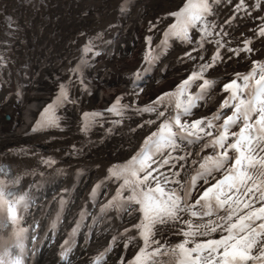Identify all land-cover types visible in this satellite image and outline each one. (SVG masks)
Returning a JSON list of instances; mask_svg holds the SVG:
<instances>
[{"label":"bare ground","instance_id":"bare-ground-1","mask_svg":"<svg viewBox=\"0 0 264 264\" xmlns=\"http://www.w3.org/2000/svg\"><path fill=\"white\" fill-rule=\"evenodd\" d=\"M119 1L0 0V30L6 27L12 29L16 34L13 40L14 43L11 46H5L0 49V149L14 145L19 141L36 140L43 147L55 149L60 154L58 160H52L54 163L50 165L43 163L42 169L44 171L60 173L66 172L61 170L78 166L85 170L83 178L76 181L70 203L62 208V217L58 226L54 229L56 233L54 239L49 232H43L52 206H48L45 209L38 208L32 212L33 219L39 218V223L42 226L40 232L44 233L40 248V256L42 258L39 260L40 264H48L52 261L57 255L56 249L63 239L62 235L76 228L79 207L85 196L92 193L94 183L101 175V169L106 168L109 175L106 177L107 180L105 179L104 187L98 195L94 209L102 201L114 195L123 183V177H112L110 170H115L114 166L118 167L127 164L143 146L145 138L150 133L156 132L160 123L164 120V117L157 118L156 112H140L138 109L151 104L158 96L164 93L174 92L176 87L193 73L191 71L180 83H174L176 81L174 76L176 70L171 68V62L167 61L168 54H166L164 61L165 63L168 62L165 67L169 70V73L163 83L144 85L143 88L148 93L144 98L136 97L125 91L121 92L120 88L122 85L111 90H108V87L98 88L97 85L99 83L94 81L95 77L102 78L110 69L108 82L113 84L117 82V70L114 71L112 69L114 67L111 66L112 62H109L103 54H100L99 57L92 54L93 58H99L96 63H93L91 53L85 51L87 48L85 44L87 43L86 40L88 41L93 36L106 34L110 25L112 26L109 28V33L117 34L119 26L117 18L120 17L118 13L122 10L118 6ZM143 1L145 3V1L149 2L150 0ZM173 1L175 0H154L146 6L142 3L140 11H142L144 20L156 12L160 14L159 19L163 20L165 9L167 8L166 3ZM210 5L212 13L206 17V20L212 23L215 18L220 28L215 33L213 32L212 36L207 37L206 44L202 48L198 44L196 52H192L193 49L190 51L187 50L188 48L183 49L182 52H190L195 58L188 59L185 56L184 61L199 69V66L209 62L215 53L216 43L213 45V42L216 39L222 38L224 47L219 50L221 58L217 63L202 74L204 79L215 81L208 97L192 109L191 116L182 117V122L184 120L191 122L203 118L205 115L209 117L218 110L222 114L220 121L232 115L233 108L220 109L224 98L229 96V93L223 90V85L230 81L223 74L234 72V75L230 76V79H233L236 73L248 74L253 67V61L264 63V37L252 34L251 38H249L247 37L249 30L245 29L242 34L234 32L230 38L232 33L231 24L237 25L243 22L252 24L255 19L240 13L235 14L233 18V9H230L232 18L224 12L217 14L212 10L216 6H221V4L210 3ZM256 10L261 12L259 8H256ZM139 13L134 6L129 10L128 14L124 15L126 19L123 27L118 32V37L109 44V50L114 57L113 63L122 60L120 48L124 47V42H126L125 39H122L123 35L125 33L128 36L133 35L139 28ZM212 17L213 20L211 19ZM230 18L231 24L225 25L224 22ZM217 32H221V36L216 38L215 34ZM223 32H226L227 36H223ZM199 33H202L199 24L196 27L189 28L190 46L194 45L195 35ZM246 39L253 40L249 47L251 49L250 52L241 51L237 56L228 51L229 48H243ZM168 50L171 51L170 55H175V49L169 48ZM76 57L85 59V65L80 70H76L71 66L73 59L75 60ZM136 57L137 55H133L134 59ZM200 57H203V59H200ZM133 58L122 60L125 62V66L123 65L122 68L128 67L132 63ZM230 63H235L236 67L241 66L233 70V68L228 66ZM134 67L131 66L130 69L134 71ZM120 73L123 74L125 72ZM159 75L160 72L158 71L157 76ZM258 77L259 74H257L256 78ZM145 80L146 78H143V81ZM81 81H83V84ZM140 81L142 79L135 82V85H139ZM201 82L202 80H195L188 88V93L195 95L196 92L200 91L198 85ZM252 82L250 81V84ZM64 83H67L68 100L56 110L59 117V127H45L42 130L38 129V131L33 132L32 128L38 112L57 95L60 85ZM169 87L170 89H166ZM219 89L224 91L226 96L219 95ZM111 91L115 92L111 93ZM246 96L247 89H245V97L242 98H246ZM118 97L121 98L120 104L128 105L127 109L134 112L123 111L122 115H116L115 113L100 110L102 115L91 120V125L85 129V126H83L85 124L84 113L94 110L98 111L102 107L108 106L110 102L114 103ZM170 107L172 106L169 105ZM162 110L163 108L157 109V111ZM254 119L255 116H253ZM147 121H155V123L148 124L146 123ZM219 124L217 123L216 125L218 126ZM138 125H143V127H138ZM240 127L241 124L237 122L235 129L229 131L228 143L232 142L231 133L239 132ZM212 131L215 136V128ZM201 146V140L193 144L181 145L184 153H192L191 156L186 157L188 163L185 164L184 170L177 177L181 183H184L190 177L196 167V165L189 167L191 161L196 160L199 162L198 155H209L208 151L211 149L202 150ZM179 154L183 153L179 151L174 153V155ZM165 170L162 169V171ZM213 176L215 180H219L223 176V172L213 173ZM215 180L210 177L208 185H204L202 180H198L189 203H194L202 191L215 183ZM125 189L129 191L130 196V193L132 194L131 189ZM259 207V202L254 204L255 210L258 211ZM41 210L42 213L40 212ZM246 211L247 209H245ZM141 212L137 203L128 201L126 211L118 227L115 224L108 227L105 218L97 220L92 226L89 239L75 248L67 264H89L90 260L98 256L102 251L105 253L102 264H132L135 261V257L140 254V248L143 247V240L139 236V230L133 228V225L139 223L143 218ZM183 215L184 219H191L193 226H195L196 224L207 223L209 220L216 221L217 215L222 216L224 213L223 210H220L218 214L214 213L211 217L203 218L199 216L191 217L190 214ZM157 228H159V225H157ZM125 229H128V231L126 232ZM193 230H195L194 227ZM112 237L116 239L115 242L111 243L113 249L108 253L107 244L109 238ZM157 238H160L159 234H157ZM165 238L170 245L179 243L183 239L181 236L168 233H166ZM212 238L218 239L219 232L213 233ZM130 239L131 242L129 243ZM203 239L205 238L197 237V242ZM161 242L163 243V239H161ZM125 244H128L126 248L124 247ZM192 246L191 242L186 245L188 248ZM160 259L162 264H169L168 257ZM175 264H179L178 259L175 260Z\"/></svg>","mask_w":264,"mask_h":264},{"label":"snow or ice","instance_id":"snow-or-ice-1","mask_svg":"<svg viewBox=\"0 0 264 264\" xmlns=\"http://www.w3.org/2000/svg\"><path fill=\"white\" fill-rule=\"evenodd\" d=\"M220 2L221 0H212V4ZM226 2L231 4L232 0ZM253 7L260 8V0H255ZM240 12L248 14L245 0H238L233 9V18ZM210 14L211 5L208 0H200L199 3L189 0L181 11L172 14L177 18V22L164 33L162 46H167L169 36L191 43L189 28L199 24L203 33L199 44L202 48L206 37L212 36L211 30L216 28L214 23L206 20ZM260 19L264 20V18ZM225 23L230 25L231 18ZM153 27L155 25H151L149 31ZM222 35L227 36V33L223 32ZM258 35L264 37V24H261ZM216 36L220 37L221 32H217ZM145 39L146 43L150 44L151 37ZM215 43V53L209 62L199 66V72H193L188 79L176 87L174 92L164 93L151 104L138 109L140 112H156L157 118L165 117L169 105L174 112L165 117L156 132L145 138L143 146L127 164L114 166L115 170H110L112 177H123L121 191L125 188L132 190V195L128 196L127 200L142 206L143 218L133 225V228L139 230V236L143 240L140 254L135 257L137 264H143L145 261L148 264H162L160 259L162 256L169 258V264H175L176 259L179 260V264H264V63L253 61V67L248 74L236 73L235 78L223 85V90L228 92L229 96L224 99L220 109L231 107L233 113L221 124L217 126L214 123L221 119L220 110L209 117L182 122V117L192 114L197 101L203 100L207 95V89L215 83L204 79L202 75L221 58L219 50L224 47L222 38L216 39ZM249 43L250 41L246 39L243 48H229L228 51L237 56L241 51L250 52ZM85 51H91V48L88 47ZM185 56L188 59H195L190 52H186ZM153 59L155 58L151 54L146 57L149 63ZM257 74H259L258 79ZM197 79L202 80V83L198 85L200 91L194 96L187 90ZM238 80L242 83L238 84ZM250 81L253 83L250 84ZM81 83L83 84V81ZM245 89L247 96L242 98L245 97ZM120 99L118 97L106 111L122 115L123 109L129 106L121 105ZM67 100L66 85L61 84L56 99L43 109L32 131L44 127H59V117L55 115V109ZM158 108L163 110L157 111ZM100 115L102 113H84L85 129L91 120ZM253 116H255L254 120ZM237 122L241 124L240 130L231 133L233 142L228 143L229 129ZM146 123L152 124L155 121ZM213 128L216 130L215 136ZM206 137L209 139L205 140ZM200 140H205L201 149L211 148L213 154L198 155L199 162L191 161L189 167L196 165L194 168L196 174L181 183L177 177L188 163L186 157L192 155L191 152L184 153L181 145L193 144ZM178 151L183 154L174 155ZM229 151L233 153L232 156H229ZM43 163L50 165L54 161L45 160ZM162 169L166 170L162 171ZM220 172H223L222 178L215 180L213 173ZM7 176L8 169L0 166V215L5 222L16 223L18 222L16 205L20 204L24 197L18 198L15 195V180L11 177H9L11 182L3 179ZM210 177L215 183L206 187L194 203H189L197 181L202 180L204 185H208ZM6 188L7 192H5ZM121 191H118L114 197L117 202L121 198ZM91 195L95 196V189ZM257 202L260 203L258 211L254 209V204ZM110 206V204L105 205V207ZM220 210H223L224 215H217L216 221L209 220L207 223L195 226L191 219L186 220L183 215L211 217ZM101 211H104V208H101ZM125 231L127 232L128 229ZM217 232L219 238L213 239L212 234ZM21 233L22 230L18 231L17 235ZM166 233L181 236L183 239L179 243L170 245L165 238ZM157 234L160 238H157ZM197 237L205 239L197 242ZM115 239L114 237L113 242ZM190 242L193 246L186 247ZM127 246L128 244L124 245L125 248ZM147 249L152 250L146 252ZM6 259L7 256L0 258V264H6Z\"/></svg>","mask_w":264,"mask_h":264},{"label":"rangeland","instance_id":"rangeland-1","mask_svg":"<svg viewBox=\"0 0 264 264\" xmlns=\"http://www.w3.org/2000/svg\"><path fill=\"white\" fill-rule=\"evenodd\" d=\"M140 27H141V25L139 26V28H138V32L140 31ZM137 38H139V35L137 36ZM99 39H100V37L99 36H97V37H95V38H93V41H94V44H92L91 43V45H90V48L91 49H97V46L100 44L99 43ZM95 46V47H94ZM137 50H135L134 52H131L130 54L129 53H126L125 55H124V57L122 58V56H121V59L122 60H126V59H128V60H130V59H132L133 58V55L135 56L136 55V52L138 51V50H140L141 48H140V46H138V48H136ZM91 52V51H90ZM133 53V54H132ZM93 54H98V50H96L95 52H93ZM129 56V57H128ZM139 57V58H138ZM138 59H141V57L138 55L135 59L133 58V60H132V63L130 64L131 66H135L134 68H133V70L134 71H132V69H130L131 68V66L130 65H128V67L126 66V67H124V68H122L123 67V65L125 66V62L124 61H116L115 63H113V61H110V62H112V65L111 66H114L112 69L114 70V71H116V73H117V82L116 83H113V84H110V85H107L108 86V90H111V89H114V88H116V87H120L122 84H123V82H126L127 80L128 81H130L131 79H132V77H133V75L139 70V68H140V66H141V61H142V59L141 60H138ZM138 61V62H137ZM140 62V63H139ZM116 63H117V66H116ZM119 64H121V65H119ZM133 64V65H132ZM138 65V66H137ZM117 68H116V67ZM120 67V68H119ZM137 67V68H136ZM116 68V69H115ZM119 68V69H118ZM136 68V69H135ZM128 69H130V70H128ZM153 70V69H152ZM127 71V72H126ZM120 72H125V73H120ZM121 75V76H120ZM128 75V76H127ZM130 75V76H129ZM123 77V78H122ZM131 78V79H130ZM125 79H126V81H125ZM127 81V82H128ZM119 84V85H118ZM118 85V86H117ZM104 88H107L105 85H104ZM127 89V88H126ZM126 89H124V91H127ZM131 89V88H130ZM131 90H133V89H131ZM115 91H111V93H114ZM171 106V105H170ZM124 111H126V110H124Z\"/></svg>","mask_w":264,"mask_h":264},{"label":"clouds","instance_id":"clouds-1","mask_svg":"<svg viewBox=\"0 0 264 264\" xmlns=\"http://www.w3.org/2000/svg\"><path fill=\"white\" fill-rule=\"evenodd\" d=\"M17 197H18V198H19V197H24V195H18ZM24 199H25V197H24ZM22 202H23V200H21V203H22ZM16 206L19 207V204L16 205ZM22 237H23V233H21V234L19 235V238L22 239ZM6 264H24V261H23L22 258L18 257V255L13 254V253H10V254L7 256Z\"/></svg>","mask_w":264,"mask_h":264}]
</instances>
